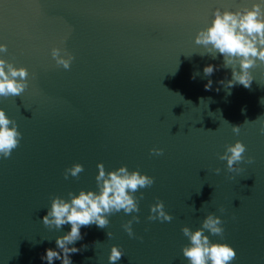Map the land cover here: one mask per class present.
Masks as SVG:
<instances>
[{"label": "water", "instance_id": "obj_1", "mask_svg": "<svg viewBox=\"0 0 264 264\" xmlns=\"http://www.w3.org/2000/svg\"><path fill=\"white\" fill-rule=\"evenodd\" d=\"M255 3L264 0H0V44L8 48L0 58L29 72L20 96L0 98L23 134L11 157L0 158V264H47L41 257L71 230L42 223L52 199L98 191L100 163L139 169L155 183L135 193L144 194L138 213L121 210L105 229L82 227L83 239L70 245L81 249L73 264H110L113 245L125 253L117 264H188L182 228L197 230L208 213L225 231L205 234L236 250L231 264H264V62L250 69V89L229 90L220 83L232 79L223 56L195 43L217 8ZM54 47L75 57L70 69L56 65ZM210 64L217 70L208 77ZM237 141L245 159L230 172L220 156ZM76 163L84 171L65 179ZM159 201L171 222L148 220ZM133 216L135 238L123 228Z\"/></svg>", "mask_w": 264, "mask_h": 264}, {"label": "clouds", "instance_id": "obj_2", "mask_svg": "<svg viewBox=\"0 0 264 264\" xmlns=\"http://www.w3.org/2000/svg\"><path fill=\"white\" fill-rule=\"evenodd\" d=\"M214 17L208 27L199 31L195 43L206 48L207 53L214 59L218 54L222 55L223 67L232 69V79L227 82L220 81L226 89L230 90L237 84L250 89L255 79L250 69L257 66L258 61L264 62V4L255 3L251 8L245 7L237 11H221L217 8ZM7 51V45L0 44V53H7ZM51 55L56 65L66 70L71 68L72 61L75 59L72 54L61 47L52 48ZM236 64H239V71L236 70ZM216 70L217 67L210 64L204 67L203 73L210 77ZM28 76L29 72L26 67H16L13 63L0 58V98L20 96L29 86ZM196 76L194 73L193 79ZM212 84V80H208L205 90H211ZM240 127L241 125H233V132L239 134ZM18 128L16 121L12 120L3 108H0V158H10L13 150L19 147L23 134ZM260 132L264 134V128H261ZM245 152L246 145L237 141L227 146L220 159L227 161L228 171L236 172L239 171L237 165L245 159ZM152 154L162 155L163 149L153 148ZM247 162L253 163L254 159L249 158ZM98 169L96 176L98 191L82 189L78 195L69 192L70 199L60 196L52 199L51 207L47 215L43 217L42 223L46 227L57 230L70 224L71 230L57 237L56 249L48 248L46 255L41 257L42 260L47 261V264H54L56 260H61L62 264H73L71 255L80 252L81 249L70 247V245L83 239L82 227L95 224L105 229L110 223L109 216L121 210L125 214L138 213L140 211L139 200L143 199L144 194L141 192L137 197L135 193L155 183V177L141 174L139 169L129 171L126 165L107 171L105 165L100 163ZM83 171L84 166L76 163L65 170L64 178L68 179L69 175L79 178V174ZM215 172L219 174L221 169L217 168ZM193 211H195L194 208ZM219 211L224 212L225 209L220 208ZM151 213L148 216L150 221L171 222L173 220V216L165 210L163 201L153 204ZM139 220V216H133L131 220L123 224V228L132 238H135L132 224L134 221L139 223ZM223 223L220 216L208 213L202 226L197 230L193 231L188 226L182 228L183 235L190 241L182 250L188 264H231L236 259L237 252L231 245L214 243L210 235L205 234L207 231L212 236L223 237L225 231ZM107 236L111 238L113 233L108 232ZM140 239L143 238L140 237ZM124 255L120 246L113 245L109 256L110 264H117Z\"/></svg>", "mask_w": 264, "mask_h": 264}]
</instances>
